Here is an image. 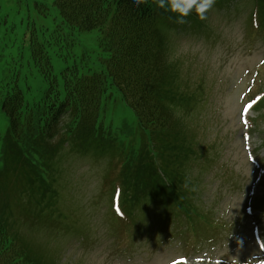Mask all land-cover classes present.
Segmentation results:
<instances>
[{
    "label": "rangeland",
    "instance_id": "374dc122",
    "mask_svg": "<svg viewBox=\"0 0 264 264\" xmlns=\"http://www.w3.org/2000/svg\"><path fill=\"white\" fill-rule=\"evenodd\" d=\"M243 2L228 9L215 2L205 13L203 30L179 26L170 36L168 60L178 75L176 86L182 97L174 118L185 136L174 144L181 152L177 166L183 164L185 193L191 194L192 204L200 211L198 233H208L204 235L207 243L200 238L194 255L222 257L228 264H264V205L260 202L264 199V105L252 107L255 96L264 94V31L251 30L252 0ZM55 15L59 16L53 0H0V56L11 58L17 46V52L21 49L26 55L34 28L52 25ZM82 36L81 48L96 47L94 34ZM17 52L12 68L22 63ZM60 63H55L57 70ZM20 69L28 75L29 89L35 91L27 98L39 99L46 89L43 78L25 64ZM100 125L125 131V138L134 136L133 116L114 91ZM6 127L0 116V177ZM169 151L168 156L176 159L174 149ZM56 159L57 172L50 177L60 194L55 211L61 224L55 219L54 223H34L18 212L9 220V229L15 228L33 247L30 259H40L42 264H166L183 254L177 238L167 240L168 230L154 218L158 208L154 201L156 207L150 209L152 199L137 206L149 214L139 218L141 234L132 244L110 235L109 197L108 192L101 196V187L108 172L117 174V160L65 149ZM1 178L7 193H14L10 180ZM61 225L63 229L57 227ZM186 264L216 263L197 262L191 256Z\"/></svg>",
    "mask_w": 264,
    "mask_h": 264
},
{
    "label": "trees",
    "instance_id": "16d2710c",
    "mask_svg": "<svg viewBox=\"0 0 264 264\" xmlns=\"http://www.w3.org/2000/svg\"><path fill=\"white\" fill-rule=\"evenodd\" d=\"M228 1L216 4L222 9ZM257 2L263 14L264 0ZM53 3L59 16L50 26L34 28L26 57H18L27 62V69L37 71L46 89L39 99H28L35 91L29 89L28 75L22 76L21 69L11 71L6 87L0 84V116L8 125L1 177L14 188L9 195L0 177V264H27V260L42 264L29 258L33 247L15 228L9 229V220L21 210L31 222L59 220L55 206L60 194L50 175L57 172L58 151L66 142L74 150L90 148L99 156L114 157L120 163L115 179L125 197L135 195L141 202L152 199L163 207L192 211L191 200H184L183 164L177 166L181 152L174 143L185 136L174 116L182 97L168 51L170 36L179 26L203 30V20L193 11L180 23L178 13L159 7L157 0ZM84 33L95 35L94 49L81 48ZM56 61L63 63L58 70ZM113 91L133 116L132 138H125L127 133L116 127L100 125ZM259 102L262 107L264 98ZM55 138H60L57 143ZM172 148L176 159L168 156ZM141 210L140 214L147 213Z\"/></svg>",
    "mask_w": 264,
    "mask_h": 264
},
{
    "label": "clouds",
    "instance_id": "9594fccd",
    "mask_svg": "<svg viewBox=\"0 0 264 264\" xmlns=\"http://www.w3.org/2000/svg\"><path fill=\"white\" fill-rule=\"evenodd\" d=\"M215 2L216 0H157L159 7L178 13L176 19L180 23H183L184 18L193 11L204 19L205 13L213 7Z\"/></svg>",
    "mask_w": 264,
    "mask_h": 264
},
{
    "label": "snow or ice",
    "instance_id": "6c2138e0",
    "mask_svg": "<svg viewBox=\"0 0 264 264\" xmlns=\"http://www.w3.org/2000/svg\"><path fill=\"white\" fill-rule=\"evenodd\" d=\"M173 264H186V260L182 258L181 261H173Z\"/></svg>",
    "mask_w": 264,
    "mask_h": 264
}]
</instances>
